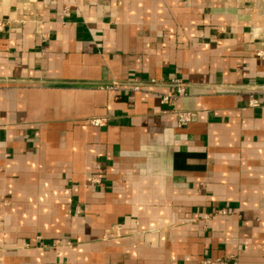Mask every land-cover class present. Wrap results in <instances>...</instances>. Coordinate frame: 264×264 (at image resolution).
<instances>
[{
  "label": "crops",
  "instance_id": "obj_1",
  "mask_svg": "<svg viewBox=\"0 0 264 264\" xmlns=\"http://www.w3.org/2000/svg\"><path fill=\"white\" fill-rule=\"evenodd\" d=\"M262 51L264 0H0V264H264Z\"/></svg>",
  "mask_w": 264,
  "mask_h": 264
},
{
  "label": "built area",
  "instance_id": "obj_2",
  "mask_svg": "<svg viewBox=\"0 0 264 264\" xmlns=\"http://www.w3.org/2000/svg\"><path fill=\"white\" fill-rule=\"evenodd\" d=\"M258 56L262 60H264V51L259 52ZM173 87L175 89V91L173 93H168V94L163 96L162 101L164 103H172L175 100H177L178 98H181V97H183V96H185L187 94V87L183 83L182 80H180V79L174 80L173 81ZM136 90H138V88H136ZM174 112L177 114L178 120H179V124L182 125V126L188 124L194 118V114L193 113L181 112V111H178V110H175V109H174ZM89 122L93 126L102 125V120L99 119V118L91 119Z\"/></svg>",
  "mask_w": 264,
  "mask_h": 264
}]
</instances>
